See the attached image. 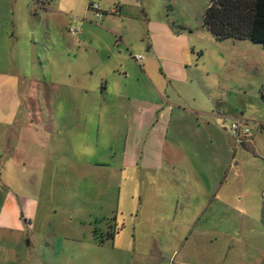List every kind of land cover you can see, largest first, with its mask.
<instances>
[{
  "label": "rangeland",
  "instance_id": "374dc122",
  "mask_svg": "<svg viewBox=\"0 0 264 264\" xmlns=\"http://www.w3.org/2000/svg\"><path fill=\"white\" fill-rule=\"evenodd\" d=\"M31 3L18 0L16 5ZM91 3L108 14L118 6V20L106 25L93 21L118 32V39L113 32L86 29L98 34L95 46L105 56L118 57V70L129 77L109 94L112 107H102L91 89L86 99L75 93L63 108L46 113L60 129L62 121L71 128L46 142L49 153L42 163L48 172L41 179L59 183L39 194L28 189L41 203L43 217L21 235L14 227L0 228V264H179L185 247L192 245L214 251L197 256L196 264H264L263 45L216 40L204 26L209 0H69L73 21H81L85 12V20H93L87 10ZM10 5L0 0L1 7ZM56 21L50 23L52 35H69ZM82 45V51L89 48ZM38 46L50 49L48 42ZM9 63L12 68L20 61ZM91 63L81 61L77 67L92 72ZM6 64L0 59V71ZM47 64L43 59L46 75ZM140 67L146 68V79L140 77ZM94 73L89 87L99 70ZM9 92L13 112L18 90ZM146 103L167 107L168 135L160 140L188 150L176 162L186 166L178 173L147 170L163 145L140 141L128 130L132 107ZM238 119L250 130L242 143L228 130ZM132 158L138 160L135 169L128 166ZM29 175L12 171L9 180H34L37 174ZM163 181H170L169 189ZM193 197L199 200L193 202ZM47 230L59 240L55 249L45 243ZM246 243L252 246L247 255L240 252ZM161 246L165 257L176 250L172 259H157L151 250Z\"/></svg>",
  "mask_w": 264,
  "mask_h": 264
},
{
  "label": "crops",
  "instance_id": "0c3cea01",
  "mask_svg": "<svg viewBox=\"0 0 264 264\" xmlns=\"http://www.w3.org/2000/svg\"><path fill=\"white\" fill-rule=\"evenodd\" d=\"M8 1L11 3L8 9L0 6V59H6L9 64H6L4 70L0 71V228L14 227V230L21 235L25 232V228L31 230L35 222L42 216L41 203L32 196L33 193L28 189L39 194L41 189L48 188V184L55 187L59 183L57 180L46 182L41 179L43 173L48 172V167L42 163L49 153L46 142L53 141L63 131L71 130L67 121H62L61 124L65 126L60 129L58 122H53L56 118L47 116L46 113L49 114V110L56 107L63 108L66 101L74 100L75 93H81L86 99L91 89L98 92V100L104 104L102 107H112L115 101L111 99H114V96L109 94L118 92L122 88L123 80L129 77V73L118 70V57H114L112 54L106 56L102 54V51L95 46L97 42L99 43L98 37L95 36L98 34L96 32H94L95 35L91 34V27H94L100 32H113L118 39V32L104 30L101 27V24L106 25L113 20H118V6L110 9L111 16H108L109 14L102 9L104 15L101 20H97L101 22L99 26L93 22L96 17L90 9L91 4L87 10L88 12L92 11L93 20L87 22L85 20L86 12L81 21H73L74 17L71 16V13L74 11L68 5L69 0H61V2L32 0V3L25 8L16 5L18 0ZM53 18L59 24L64 25L63 27L67 29L69 35H52L50 23H53ZM58 22L57 27L59 26ZM71 25L79 28L75 35L69 33ZM26 41L35 44V46L24 47L23 43ZM41 42L50 43L48 52L44 50L43 46L37 47V43ZM82 42L88 44L89 48L82 51V46H84ZM151 55L153 56V53ZM43 59L48 61L47 75L42 71ZM11 60H18L20 63L18 66L13 63L11 68L12 64L9 63ZM87 60L92 61L91 68L95 67L96 70H99L97 79L94 83H90L92 87L88 85V81H92L88 77L94 75L96 70L88 72L77 67L81 61ZM33 65L34 69L29 68L28 71H24L26 69L24 67H33ZM138 72L140 77L147 78L146 68L140 67ZM42 77H45L44 80ZM11 88H16L19 95L16 109L13 112H10L11 96L9 91ZM166 109V106L153 103L133 106L132 115L128 118L130 125L128 130L140 141L147 138L150 142L153 141L157 144V141H160L163 145L162 147L159 145L160 148L155 151L158 157L157 161L149 163L147 170L178 173L186 166L176 164V162L180 163V153L183 152L186 155L188 150L176 144L178 142L175 140V142L171 140L172 142L167 143L164 136L161 138L164 139V142L160 140L161 135H168L169 124L165 119ZM168 146L169 149H167ZM172 146H175L174 149ZM20 157L22 159L19 160ZM34 161H41V164H33ZM137 162V159L132 158L128 162L130 169H135L139 165ZM118 170H121L119 166ZM12 171H16L19 175L29 173L31 177L37 175L34 180L12 181L9 180ZM4 173H6V177ZM168 182L163 181L160 184L163 185V188L169 189ZM216 199L219 201V198L214 200ZM198 200L197 197L192 198L193 202ZM211 203L213 200L208 202V204ZM226 203L223 201V204ZM206 210L207 208L205 212ZM239 214V217L244 220V212ZM45 235V243L49 248L55 249L59 246V240L54 239L52 231H45ZM238 235H241L240 231ZM251 248L252 246L246 243L240 252L247 255ZM255 248L258 247L255 246ZM185 249V255L179 264H196L197 262L195 261V263L194 260L197 256H200V259L206 253L214 252L209 247L204 250L202 246L195 245L185 247ZM170 250L169 252L172 251L171 256L167 255V257L163 255V252L166 251L164 246L157 250L153 248L151 251L155 252L157 259H167L168 257L172 259L176 250Z\"/></svg>",
  "mask_w": 264,
  "mask_h": 264
},
{
  "label": "trees",
  "instance_id": "16d2710c",
  "mask_svg": "<svg viewBox=\"0 0 264 264\" xmlns=\"http://www.w3.org/2000/svg\"><path fill=\"white\" fill-rule=\"evenodd\" d=\"M204 26L216 40H250L264 47V0H209Z\"/></svg>",
  "mask_w": 264,
  "mask_h": 264
},
{
  "label": "built area",
  "instance_id": "2783aa9c",
  "mask_svg": "<svg viewBox=\"0 0 264 264\" xmlns=\"http://www.w3.org/2000/svg\"><path fill=\"white\" fill-rule=\"evenodd\" d=\"M90 9L94 12L95 17L97 20H101L104 12L102 11L100 5L98 3H91ZM69 33L71 35H75L77 33V30L75 27H70L69 28ZM229 133L233 136L234 139L238 143H242L243 140L249 135L250 130L246 124L242 122V120L238 119L234 121L230 128L228 129ZM264 196V193H263Z\"/></svg>",
  "mask_w": 264,
  "mask_h": 264
}]
</instances>
